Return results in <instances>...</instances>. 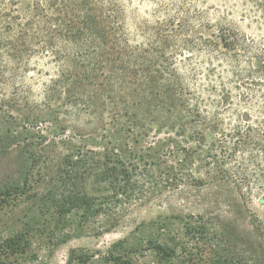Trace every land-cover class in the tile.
<instances>
[{"label": "trees", "instance_id": "trees-1", "mask_svg": "<svg viewBox=\"0 0 264 264\" xmlns=\"http://www.w3.org/2000/svg\"><path fill=\"white\" fill-rule=\"evenodd\" d=\"M126 1L0 0V89H14L0 98V109L40 122L43 108L30 102L25 79L43 62L53 70L43 84L44 108L58 100L64 114L94 115L101 125L103 114L120 119L134 138L148 139L145 150L158 154L163 166L152 170L150 153L124 161L109 140L101 142L102 133L93 137L96 144L81 142L59 158L52 177L58 210H80V233L102 235L155 191L184 184L231 182L239 199L255 193L264 203L258 164L264 154V0L242 2L255 34L240 30L227 13L210 18L193 0L155 1L132 33ZM226 112L238 118L235 124H224ZM95 130L82 133V141ZM189 141L194 146L182 145ZM51 160L40 155L33 165ZM186 219L192 234L212 240L206 252L218 258L214 264H264L260 245L248 255L246 248L219 255L222 242L232 245L233 237L210 234L203 214ZM247 221L264 241V217L250 214Z\"/></svg>", "mask_w": 264, "mask_h": 264}, {"label": "rangeland", "instance_id": "rangeland-1", "mask_svg": "<svg viewBox=\"0 0 264 264\" xmlns=\"http://www.w3.org/2000/svg\"><path fill=\"white\" fill-rule=\"evenodd\" d=\"M155 1H126L130 32H134L135 20L150 15ZM242 2L193 0L192 4L204 9L210 18L227 13L240 30L255 34V25L249 27L250 17ZM28 15L27 12L25 17ZM42 63L31 69L32 78L27 73L25 79L33 94L30 102L43 108L40 122H25V115L0 109V264H214L218 258L212 259L206 252L212 240L189 231L186 225L189 214H203L211 220L208 232L217 233L219 239L233 237H230L232 245L222 242L219 255L241 248H246L244 254L248 255L251 246L260 245L264 249V241L247 226L250 214L264 217L261 195L254 193L243 201L231 182L202 187L184 184L170 193L155 191L149 201L135 207L111 232L80 233V210L65 213L57 208L59 200L52 177L61 162L59 158L75 150L81 142L96 144L93 137L99 138L103 133L105 139L101 142L109 140L124 161H134L140 156L146 159L150 153L145 150L148 139L134 138L122 120H112L106 114H103L105 125H101L94 115H80V111L64 114L57 107L58 100H50L44 108L43 84L46 74L53 70ZM229 80L224 78L225 83ZM13 90L11 84L4 85L0 98ZM233 94L237 93L233 91ZM223 119L226 126L238 120L233 112H226ZM87 130L96 133L82 141L80 137ZM162 132L157 131L159 138L165 136ZM182 145L194 146V142H182ZM40 155L52 160L34 166V160ZM150 155L152 170L163 168L158 154L151 152ZM261 156L258 164L263 168L264 154ZM260 168L251 166L256 176H260Z\"/></svg>", "mask_w": 264, "mask_h": 264}]
</instances>
